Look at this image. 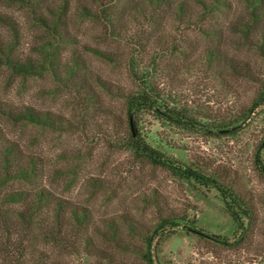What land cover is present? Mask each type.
<instances>
[{
	"label": "rangeland",
	"instance_id": "obj_1",
	"mask_svg": "<svg viewBox=\"0 0 264 264\" xmlns=\"http://www.w3.org/2000/svg\"><path fill=\"white\" fill-rule=\"evenodd\" d=\"M82 3L73 2L68 22L79 45L65 47L61 59L69 60L71 50L78 49L88 61L90 77L99 75L116 88H123L127 85L125 66L105 63L81 49L87 43L102 49L119 46L115 40L106 39L101 27L79 17L76 9ZM125 3L121 9L128 15L121 25L150 41L151 48H147L150 56L176 45L182 51L188 48V54L178 55L173 50L176 54L166 56L160 88L184 104L194 106L200 114L233 115L243 108L252 93L251 86L235 80L230 73L215 76L213 70L207 69L203 52L211 40L174 22L172 12L164 10L161 16L151 20L136 11L133 2ZM144 4L150 5L148 1ZM145 8L147 13L154 9L152 5ZM0 12L17 25L18 54L34 55L44 41V34L30 13L18 5L7 4H0ZM131 12L137 16L136 20ZM243 13L242 4L233 0L231 10L216 14L214 27L221 30L229 19ZM0 38L6 42L14 40L12 29L3 23H0ZM223 46L230 55L250 60L257 70L264 68L258 56L244 47L237 48L227 42ZM120 51L125 58L126 51ZM100 96L99 106L80 107V98L59 87L50 73L23 78L0 67L1 101L14 109L32 106L71 121L67 132L0 120L8 139L17 141L26 156L33 154L42 160L46 176L38 182L75 205L87 206L94 227L103 233L109 231V224L117 223L120 238L129 247V250L120 249L112 241L105 242L101 236L93 235L92 247L88 248L85 238L77 236L73 248L41 242L37 255L27 258L39 264H151L144 256L148 250L145 236L163 225V219L179 217L185 220L179 222L180 226L164 225V232L154 240L151 248L154 264H264V175L256 163L257 149L264 136V108L256 121H247L245 130L235 138L166 133L175 142L176 150L170 154L176 159L202 167L206 174L231 185L255 204L258 218L255 227L244 239L235 240L234 222L215 190L185 182L118 146L127 131L123 102L101 91ZM27 187L28 184L13 182L6 190ZM126 219L135 222L137 233L130 232ZM190 224L205 232L189 233L186 227ZM218 236L227 238L230 244H223L216 239ZM9 262L0 252V264Z\"/></svg>",
	"mask_w": 264,
	"mask_h": 264
},
{
	"label": "trees",
	"instance_id": "obj_2",
	"mask_svg": "<svg viewBox=\"0 0 264 264\" xmlns=\"http://www.w3.org/2000/svg\"><path fill=\"white\" fill-rule=\"evenodd\" d=\"M74 1L79 4L83 2L76 9L81 19L101 27L106 39H113L119 44L116 49H102L87 43L81 49L105 63L125 66L127 85L123 88H116L99 75L90 77L88 61L78 49L71 50L70 59L62 61L65 47L79 45L77 35L68 24ZM144 1L154 7L149 13L145 6L150 5H145ZM236 1L242 4L244 13L229 19L223 29L216 30V14L231 10L233 0H0V4L18 5L26 9L44 34V41L34 55L21 56L17 49V25L0 12V23L9 26L14 37L11 42L0 38V67L23 78L50 73L59 87L69 89L80 98V107L88 108L92 104L99 106L102 102L100 91L111 99L122 100L127 131L123 133L118 146L140 159L165 168L185 182L215 190L234 222L235 240L244 239L258 220L255 204L231 185L206 174L202 167L176 159L170 154L176 150L175 142L166 134L190 133L235 138L245 130L247 121H256L260 110L264 108V68L257 70L250 60L240 55H230L223 46L227 42L235 44L237 48L244 47L255 53L264 67V0ZM124 2H133L134 9L142 12L146 19L158 18L166 10L172 12L174 22L211 40L203 52L207 69L213 70L215 76L230 73L235 80L251 86L252 93L243 108L233 115L200 114L194 106L184 104L160 88L166 56L188 54V48L182 51L176 45V48H164L166 51L150 56L147 53V48H151L150 41L128 32L121 25L128 15L123 10L126 5ZM130 15L133 20L137 19L133 12ZM121 49L126 51L125 58L122 57ZM3 119L26 127L55 131L68 132L72 126L71 121L65 120L63 116L32 106L14 109L0 100V120ZM261 143L257 149L256 163L264 175V136ZM45 176L42 160L33 154L26 156L17 141L7 138L0 121V252L11 260L9 264H39V261L27 258L37 255L39 243L73 248L72 242H76L77 236L85 238L88 248L92 247L95 235L101 236L105 242L112 241L117 248L129 250L120 238L121 229L117 223L109 224V231L103 233L94 227L87 206L75 205L38 182ZM13 182L25 183L29 187L6 190L7 185ZM10 206L19 208L11 209ZM162 221L164 224L158 226L152 235L145 236L148 250L144 256L151 264H154L151 248L158 234L164 232V225L172 223L178 227L181 225L179 222L185 220L172 217ZM125 222L130 232H138L134 221L126 219ZM186 228L191 231L189 233L201 235L205 232L191 224ZM216 239L225 245L231 242L219 236Z\"/></svg>",
	"mask_w": 264,
	"mask_h": 264
}]
</instances>
